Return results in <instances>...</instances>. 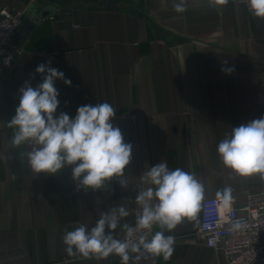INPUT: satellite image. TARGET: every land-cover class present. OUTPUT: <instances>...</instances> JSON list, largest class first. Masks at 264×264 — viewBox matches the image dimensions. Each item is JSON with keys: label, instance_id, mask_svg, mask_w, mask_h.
I'll use <instances>...</instances> for the list:
<instances>
[{"label": "crops", "instance_id": "crops-1", "mask_svg": "<svg viewBox=\"0 0 264 264\" xmlns=\"http://www.w3.org/2000/svg\"><path fill=\"white\" fill-rule=\"evenodd\" d=\"M174 2L0 0V10H24L12 38L24 52L0 72V264H120L117 256L69 257L62 238L121 204L130 211L121 224H135L136 185L161 160L193 173L204 199L230 189L241 207L264 185L259 174L241 177L225 168L217 153L232 127L264 116V19L244 0H187L183 13ZM49 61L72 82L55 81L57 116L74 118L78 107L103 102L116 109L113 123L132 145L127 188L114 179L104 189H78L71 167L36 174L24 155L30 146L12 147L8 122L19 89L25 81L41 83L35 69ZM200 217L201 210L166 233L175 237L169 260L146 254L138 264H222V249L197 235ZM116 235L123 239L120 228ZM259 243L264 250V230Z\"/></svg>", "mask_w": 264, "mask_h": 264}, {"label": "clouds", "instance_id": "clouds-1", "mask_svg": "<svg viewBox=\"0 0 264 264\" xmlns=\"http://www.w3.org/2000/svg\"><path fill=\"white\" fill-rule=\"evenodd\" d=\"M211 6H225L229 0H208ZM251 14L264 19V0H246ZM187 0H175L177 13L186 11ZM42 63L35 69L43 80L35 88L25 81L19 89V105L8 122L13 135L11 145L30 146L24 155L30 169L49 175L71 167L77 188L93 191L104 189L114 179L122 188L128 187L125 169L132 160V145L126 143L121 129L113 123L116 109L108 102L83 105L74 118L61 112L57 116L59 92L55 81L71 86L63 72ZM231 71V70H228ZM217 153L225 168L238 176L259 174L264 180V116L232 127L231 133L217 145ZM134 203L135 225L121 224L130 215L129 207L121 204L100 215L94 226L80 224L65 231L63 243L69 257L85 260L120 258V264H138L145 255L169 260L175 250L173 232L184 220H195L204 199V187L191 172L169 169L162 161L148 167L136 185ZM223 206L231 202V190L217 193ZM240 221L232 224L241 228ZM158 228L153 233V228ZM124 233L118 238L117 229ZM135 254V255H133Z\"/></svg>", "mask_w": 264, "mask_h": 264}, {"label": "built area", "instance_id": "built-area-1", "mask_svg": "<svg viewBox=\"0 0 264 264\" xmlns=\"http://www.w3.org/2000/svg\"><path fill=\"white\" fill-rule=\"evenodd\" d=\"M244 2L246 4V0ZM23 17L24 10L20 8L2 7L0 10V72L7 70L24 52L22 47L12 43ZM235 221L241 222V228H232ZM154 230L155 227L153 233ZM263 230L264 185L247 193L241 207L235 205L233 198L228 208L218 197L206 198L201 203L197 235L207 247L222 249L225 258L222 264H264V250L259 243ZM124 235L123 232V238Z\"/></svg>", "mask_w": 264, "mask_h": 264}]
</instances>
